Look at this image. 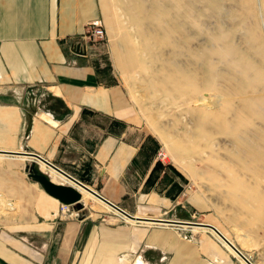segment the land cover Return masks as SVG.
Segmentation results:
<instances>
[{"label":"crops","instance_id":"1","mask_svg":"<svg viewBox=\"0 0 264 264\" xmlns=\"http://www.w3.org/2000/svg\"><path fill=\"white\" fill-rule=\"evenodd\" d=\"M91 20L101 40L81 39ZM128 48L109 0H0V264H244L207 228L155 222L216 228L184 186L174 199L167 182L142 189L151 164L137 153L150 139L131 135L139 116L127 93L136 69ZM25 153L88 178L79 182L149 221L108 207L61 212L27 178ZM129 169L142 176L135 187Z\"/></svg>","mask_w":264,"mask_h":264},{"label":"rangeland","instance_id":"2","mask_svg":"<svg viewBox=\"0 0 264 264\" xmlns=\"http://www.w3.org/2000/svg\"><path fill=\"white\" fill-rule=\"evenodd\" d=\"M109 1L136 65L131 135L152 138L139 158L173 168L152 186H177L172 199L184 186L251 264H264V0ZM134 171L131 187L142 178ZM91 201L83 205L107 210Z\"/></svg>","mask_w":264,"mask_h":264},{"label":"water","instance_id":"3","mask_svg":"<svg viewBox=\"0 0 264 264\" xmlns=\"http://www.w3.org/2000/svg\"><path fill=\"white\" fill-rule=\"evenodd\" d=\"M73 51L82 53L83 45L76 43L73 46ZM16 154V153H10ZM22 155H26L32 158V160L26 165L24 172L27 175V178L30 179L32 182L36 183L40 189L49 197L55 199L61 206L71 207L74 212H78L83 209L84 205L81 201V193L75 187L71 185H63V184H56L53 183L49 176L40 170L39 163L44 165L45 167L51 169L55 173L61 175L63 178L67 179L70 183H72L77 188L87 192L93 198L107 206L109 209L115 211L117 214L123 216L128 220H135V221H149L134 218L117 206L113 205L109 201L105 200L103 197L98 195L95 191L88 188L86 185L80 183L76 179L72 178L62 170L58 169L57 167L53 166L51 163L47 162L46 160L42 159L38 155L32 153H25ZM161 223H172V224H183V225H193L198 227H204L211 230L232 252L236 254V256L242 260L245 264H251L249 260L232 244L230 243L215 227L209 224L204 223H174V222H164V221H155Z\"/></svg>","mask_w":264,"mask_h":264},{"label":"built area","instance_id":"4","mask_svg":"<svg viewBox=\"0 0 264 264\" xmlns=\"http://www.w3.org/2000/svg\"><path fill=\"white\" fill-rule=\"evenodd\" d=\"M102 38H103V30L101 28V24L99 20L89 21L85 26V32L81 35V39L84 41H98L101 40ZM160 155L161 154H158V157ZM67 209H68L67 206H60L61 212H64Z\"/></svg>","mask_w":264,"mask_h":264},{"label":"bare ground","instance_id":"5","mask_svg":"<svg viewBox=\"0 0 264 264\" xmlns=\"http://www.w3.org/2000/svg\"><path fill=\"white\" fill-rule=\"evenodd\" d=\"M166 147V145H165ZM168 147V146H167ZM39 167H40V170L42 171V169H44V171H46L45 173L49 176L50 180L53 182V183H56V184H63V185H71L73 187H75L78 191H80L81 193V201L84 202L86 200H95L97 201L98 203L102 204L101 202H99L98 200H96L95 198H93L91 195H89L87 192L77 188L76 186H74L72 183H70L69 181H67V179L63 178L61 175L55 173L54 171H52L51 169L45 167L44 165L40 164L39 163ZM42 171V172H44ZM91 201V202H92ZM90 202V203H91ZM104 207L107 208V206H105L104 204H102ZM108 209V208H107ZM114 213H116L114 211ZM152 221V220H151ZM201 228V227H200ZM204 228V227H203ZM218 230V229H217ZM219 231V230H218ZM220 232V231H219ZM221 233V232H220ZM222 234V233H221ZM223 235V234H222ZM224 236V235H223ZM226 238V237H225ZM230 242V241H229ZM235 255V254H234ZM245 264V263H244Z\"/></svg>","mask_w":264,"mask_h":264},{"label":"trees","instance_id":"6","mask_svg":"<svg viewBox=\"0 0 264 264\" xmlns=\"http://www.w3.org/2000/svg\"><path fill=\"white\" fill-rule=\"evenodd\" d=\"M146 138H150V139H152L150 136H147ZM156 142H155V146H156ZM143 144H141L140 145V147H139V151H138V153H137V155H139V154H141L142 153V151H144V149H143ZM154 154V153H153ZM168 168H172L171 167V165H162L159 161H156V162H154V164H153V166L151 167V169H150V171H149V174H148V176H147V178L145 179V181H144V184H146V186H152V184H153V178L152 177H154L156 174H157V171H159L160 169H168ZM173 169V168H172ZM178 174V173H177ZM179 175V174H178ZM83 176H85V174L83 175ZM78 180L80 181V182H83V183H85L86 184V180H85V178H78ZM173 185H174V183H173ZM179 190L180 189H178L177 190V192H179Z\"/></svg>","mask_w":264,"mask_h":264}]
</instances>
